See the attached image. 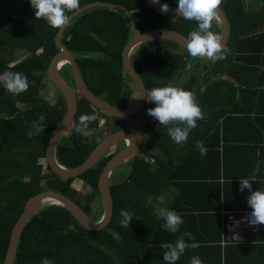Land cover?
Instances as JSON below:
<instances>
[{
  "label": "trees",
  "instance_id": "obj_1",
  "mask_svg": "<svg viewBox=\"0 0 264 264\" xmlns=\"http://www.w3.org/2000/svg\"><path fill=\"white\" fill-rule=\"evenodd\" d=\"M97 1L128 8L138 31L143 34L168 28L187 38L198 27L195 21H187L181 16L160 15L146 0H79L80 8ZM258 1L262 7L256 11L247 10L245 0H222L220 7L231 25L225 59L215 63L194 59L179 45L167 40L143 44L133 52L131 61L143 76L149 92L154 87H169L191 69L192 78L182 88L191 92L194 99L195 81L201 75L199 107L204 118L197 121L187 142L178 145L168 136L167 128L158 127L159 122L148 115L141 131L145 151L130 161L132 166L125 179H110L114 212L108 226L92 231L84 228L65 207H44L25 225L14 264H41L45 257L52 264H116L112 251L120 255L123 264H141V260L151 256L152 250H160L159 231L164 220L155 213V200L169 186L178 192L171 205L173 211H201L198 220L203 238L194 242L204 244L203 249H214L211 242L219 241L229 246L237 242L243 230H255V234L264 230V225H259L242 229L236 235L226 231L227 214L252 210H243L251 209L248 205L238 209L226 205L225 188L220 183L228 177L222 164L223 150L233 147L243 159L264 151V117H258L264 93V0ZM164 3L178 7L177 0H160V4ZM211 30L221 35L218 19H214ZM58 31L45 19H36L30 0H0V74L5 71L23 73L29 84L27 91L19 95L9 94L0 85V264H4L11 232L26 201L43 191L53 190L76 201L94 221H99L103 215L98 180L111 156H103L77 178L68 179L59 177L47 162H42L46 160L50 136L67 111V99L59 89L53 103L43 94L50 81L48 66L59 52L55 44ZM133 37L128 15L94 7L72 19L61 42L76 58L94 95L115 106L127 107L139 97V86L126 72L123 63V52ZM60 71L74 85L70 66L66 64ZM154 107L155 104L147 101L144 108L148 111ZM83 114L98 116L89 125L90 137L75 132ZM41 115L45 117L42 125L45 130L29 138L27 133L35 132L33 121H38ZM105 116L108 114L85 96L78 95L74 120L56 147V158L61 165L75 168L89 157L101 142L95 134ZM230 120L234 122L228 127ZM247 127L252 129L248 136L253 135L258 140V146L251 150L246 148L248 144H243L242 135H238ZM197 141L203 142L206 155L201 156ZM193 156L202 169L200 173L192 174L197 181L190 184L193 177L188 162L194 159ZM254 158L260 161L264 171V155ZM209 171L211 174H207ZM76 179L89 186V193L84 197L73 187ZM256 184L262 186L264 180ZM191 188H194L193 197L186 198ZM197 192L202 202L200 208L194 204ZM206 196L214 200L212 212H206L212 209L205 201ZM224 208L225 212H222ZM121 210L133 215L127 228L120 224ZM213 222L216 238L209 236L207 226ZM206 252L204 259L209 264V261L213 262V253Z\"/></svg>",
  "mask_w": 264,
  "mask_h": 264
},
{
  "label": "water",
  "instance_id": "obj_2",
  "mask_svg": "<svg viewBox=\"0 0 264 264\" xmlns=\"http://www.w3.org/2000/svg\"><path fill=\"white\" fill-rule=\"evenodd\" d=\"M146 1L148 6L156 10L160 15L170 17L179 16L178 13H176L175 11L177 7L169 6V11L167 13H162L161 4H154L152 3V0ZM94 7H105L108 9L123 12L129 16L132 23L134 37L129 42L123 52V63L126 72L134 79V81L139 86V97L132 105L127 107H120L115 106L105 101L104 99L94 95L82 75L81 69L77 64L76 58L68 49V47H66L61 42V38L63 37L64 32L69 24L64 29L59 30L55 38V44L59 48V52L53 56L48 66L47 75L50 81L55 85V87L59 89L66 97L67 111L50 136V140L48 142L46 150V161L50 166L51 170L56 173L59 177L65 179L77 178L82 173L89 170L93 164H96L104 156V154L115 145L125 142L126 139L129 140V144L127 145L125 150L118 152L107 162L99 176L98 188L103 204V215L99 221L92 220L90 214H88L87 211L84 210L76 201L70 199L69 197L53 190L43 191L26 201L24 210L18 218L17 222L15 223L11 232L10 242L4 264H14L18 250V244L21 235L25 229V225L28 224V222L32 219L33 215L38 213L44 207H48L51 205H61L67 208L71 212L73 217L84 228L92 231L102 230L107 227L108 224L111 222L114 212V203L110 188L111 173L117 167H121L123 164L132 161L139 154L140 142L138 137H136L133 133L126 131H118L106 137L97 146H95L94 149L91 151L89 157L79 166L75 168H67L61 165L56 158V147L60 139L65 135L66 131L71 126L74 120V117L78 110V95L80 94L85 96L92 102L95 107H97L103 113H106L108 115L127 117L132 114L138 113L145 107L147 100L143 97V95L146 94L148 88L140 71L131 61V56L133 52H135V50L143 44L160 40L174 42L187 52V38L181 35L180 32L168 28H157L148 32H144L143 34V32H139L137 29L133 13L128 8L120 4L98 1L87 4L81 7L75 13L70 14V22L73 18H75L83 11ZM218 21L222 28V42L223 45L226 47L230 39L231 25L227 15L223 11V8L220 6L218 8ZM66 64L69 65L71 68L74 85L73 83H71L70 79L64 76L60 71V69H62V67ZM191 78L192 70L188 69L180 77L175 79L169 87H183ZM201 84L202 78L201 75H198L195 81L194 93V102L198 106L201 98ZM46 203L48 204L45 205ZM111 253L116 261V264H123L120 255L116 254L114 251H112Z\"/></svg>",
  "mask_w": 264,
  "mask_h": 264
},
{
  "label": "clouds",
  "instance_id": "obj_3",
  "mask_svg": "<svg viewBox=\"0 0 264 264\" xmlns=\"http://www.w3.org/2000/svg\"><path fill=\"white\" fill-rule=\"evenodd\" d=\"M154 4H160V0H152ZM36 19H45L47 24L56 30L64 29L70 22L69 13H75L80 8L79 0H30ZM178 7L176 13L187 21H195L198 27L192 30L186 40L188 55L192 58H200L215 63L225 59L228 49L223 45L221 35L214 33L211 28L214 19H218V8L222 0H177ZM162 13L169 11L167 3L161 4ZM0 85L12 95H19L27 91L29 84L27 77L20 72L5 71L0 74ZM143 97L155 104L154 108H149L147 115L158 121V127L167 128V134L172 141L178 145L187 142L191 130L197 127V121L203 119L200 107L194 102L192 93L185 91L182 87H154L146 91ZM96 114H83L79 117V123L75 132L82 137H90L92 132L89 125L96 121ZM45 117L41 115L38 121H33L35 132L29 131L28 137L44 131L43 122ZM197 148L201 156L206 155L207 150L203 142L197 141ZM138 156V155H137ZM255 176L243 178L240 182L239 191L248 189L250 195L247 197V204L251 208L248 223L252 226L264 225V190H252L251 181H255ZM158 217L164 220L162 227L165 231L176 233L183 224L182 217L175 211L167 208L158 210ZM120 224L122 227H129L133 220V215L128 211L121 210ZM194 240L191 233L185 232L175 243H162L160 248L163 251V260L166 264H176L188 247L195 248L198 245H191L185 242L184 237ZM41 264H52L48 258H44ZM189 264H203L198 256L190 258Z\"/></svg>",
  "mask_w": 264,
  "mask_h": 264
},
{
  "label": "crops",
  "instance_id": "obj_4",
  "mask_svg": "<svg viewBox=\"0 0 264 264\" xmlns=\"http://www.w3.org/2000/svg\"><path fill=\"white\" fill-rule=\"evenodd\" d=\"M246 2V9L247 10H260L262 7V4L258 0H245ZM221 28V25H220ZM222 31V28H221ZM263 99L261 98L262 102V110L258 114H260L258 117L263 118L264 117V93L262 94ZM147 111V109H146ZM257 115V114H255ZM142 119L146 121L148 117L142 116ZM233 120L228 121V127L231 126L233 123ZM252 129L250 127L245 128L243 133L246 134H238L242 135V142L248 149H253L254 146L257 145V139L253 136L248 134H251ZM248 136V137H247ZM244 146V147H245ZM224 158L222 161L223 166L225 167V170L227 172L228 177L226 179H221L220 183L222 185V188L224 189V198L226 205L228 206H236L235 209L242 208V206H246L247 204V197L250 195V192L248 189H245L244 192L239 191L240 182L243 178H250L252 176H255L256 180L251 181L255 182V184H252V190H263V186H257L256 182L262 181L264 175L263 167H261L260 161L255 160V156L264 155V151H260L253 153L250 158L243 159V157L240 156L239 152L233 147H230L229 149L223 150ZM194 159H192L188 164H190V173L191 177L192 174H198L201 172V167L197 164L198 159L193 156ZM256 166V167H255ZM189 167V166H188ZM188 172V173H189ZM207 174H211V171H209ZM197 180L190 179V184H194ZM186 182V181H185ZM261 183V182H260ZM194 186V185H193ZM195 187V186H194ZM194 188H191V192L188 191V195L186 198L193 197ZM178 196V192L174 189V187L169 186L168 189L160 195V197L155 200L156 207H155V213H158L159 209L167 208L169 210H172V202L173 198ZM197 197V198H195ZM194 204L196 207L200 208L202 202H200V197L197 192L195 195ZM209 196L205 197V201L208 203V206H212V209L209 208L206 212H212L213 211V205L214 200H209ZM184 207V206H182ZM186 208V207H185ZM229 208V207H228ZM230 209V208H229ZM233 209V208H232ZM200 210V209H199ZM234 210V209H233ZM243 210H251V209H243ZM201 211L193 210V209H179L177 210V213L182 217L183 224L180 227V230L176 233L165 231L162 227L163 223L160 224V239L161 244L167 243L163 241L164 239H170L174 241H169V243H175L185 232H189L193 235L194 240L200 239L202 237L199 229V214ZM222 212H225V208ZM158 215V214H157ZM209 236L211 237H217L216 233V225L215 223H211V226L209 224L207 225ZM252 232V233H249ZM254 231L249 230H243L238 237L237 242L232 243L229 246L222 244L219 242H211L212 245L215 246L214 249H203L201 248L204 246L202 243H196L194 240L188 239V237H184L185 242L189 245L195 243L198 246L195 248L188 247L184 254L180 257V259L176 262V264H189L190 258L193 256H198L203 264H206V261L204 258H207V252L211 251L213 253V262L209 261V264H264V230L262 232H257L255 234ZM257 235V236H256ZM203 238V237H202ZM222 240V237H221ZM163 251L161 248L160 250H152L151 256L147 257L145 260H141V264H166V262L163 260Z\"/></svg>",
  "mask_w": 264,
  "mask_h": 264
},
{
  "label": "rangeland",
  "instance_id": "obj_5",
  "mask_svg": "<svg viewBox=\"0 0 264 264\" xmlns=\"http://www.w3.org/2000/svg\"><path fill=\"white\" fill-rule=\"evenodd\" d=\"M22 58H23V56H22ZM22 58H20V59L18 58L17 60H21ZM57 93H58V89L55 87V85L52 82L47 81L46 88L43 89V94H44L45 99L48 100L50 103H53L56 99ZM141 115L144 116L145 118L148 117L146 108L142 109L141 111H139L135 115H131V116L126 117V118H129L128 119V121H129L128 126L130 129L132 127V122L135 119V116H138V118L140 119V118H142ZM117 121H118V118H114V117L101 120V127H100L101 130H99L98 133L95 134V137H101L99 134H106L110 130L111 126H115ZM141 124H143V123L136 122L133 124V127L136 130V134L139 137V140H142V137H143L142 133H140ZM43 162H45V161L43 160ZM131 166H132V163L129 162L124 167H122L123 170L122 171L120 170L121 176L118 175V177L114 178V179L115 180L118 178L125 179L127 177V174L129 173L130 169H131ZM120 180H117V181H120ZM73 187L76 189L77 192L80 193L81 197H84L86 194L89 193V186L86 185L85 183L81 182L78 179H76L74 181Z\"/></svg>",
  "mask_w": 264,
  "mask_h": 264
},
{
  "label": "flooded vegetation",
  "instance_id": "obj_6",
  "mask_svg": "<svg viewBox=\"0 0 264 264\" xmlns=\"http://www.w3.org/2000/svg\"><path fill=\"white\" fill-rule=\"evenodd\" d=\"M71 83H72V81H71ZM135 103V102H134ZM132 105V104H131ZM130 106V105H129ZM136 114V113H135ZM135 114H132V115H135ZM131 116V115H130ZM111 117H114V118H118V121L116 122V124H115V126H111V128H110V130L106 133V134H99L101 137V141L103 140V139H105L106 137H108V136H110L111 134H113V133H116V132H118V131H126V132H131V133H133L136 137H138L137 136V134H136V130H135V128L133 127V124L134 123H136V122H138V123H143V124H141V129H140V133H141V131H142V129L144 128V124L146 123V121H144L142 118H138V116H135V119L133 120V122H132V127H131V129L129 128V126H128V119L129 118H126V117H121V116H112V115H108V116H105V117H102L101 118V120H104V119H108V118H111ZM128 117V116H127ZM146 119V118H145ZM101 120H100V127H101ZM99 130H101V129H99ZM138 139H139V137H138ZM139 142H140V148H139V154L138 155H140V154H142L144 151H145V147H144V140L142 139V140H139ZM129 144V140H127L126 139V141L125 142H123V143H120V144H117V145H115L114 147H112L111 149H109L105 154H104V156H111V158L113 157V156H115L118 152H121V151H123V150H125L126 149V147H127V145ZM45 162H43V160H42V162L44 163V164H46V160H44ZM130 162V161H129ZM129 162H127V163H125V164H123L121 167H117L112 173H111V176H110V179H114V178H117L118 177V175H120L121 176V171L123 170L122 169V167H124L126 164H128ZM121 170V171H120ZM121 178H118V179H116V180H120ZM121 180H123V178L121 179Z\"/></svg>",
  "mask_w": 264,
  "mask_h": 264
},
{
  "label": "built area",
  "instance_id": "obj_7",
  "mask_svg": "<svg viewBox=\"0 0 264 264\" xmlns=\"http://www.w3.org/2000/svg\"><path fill=\"white\" fill-rule=\"evenodd\" d=\"M251 211L240 212L239 214H227V222L224 227L230 234L236 235L240 230L245 228H257L258 226H252L248 223V217Z\"/></svg>",
  "mask_w": 264,
  "mask_h": 264
},
{
  "label": "bare ground",
  "instance_id": "obj_8",
  "mask_svg": "<svg viewBox=\"0 0 264 264\" xmlns=\"http://www.w3.org/2000/svg\"><path fill=\"white\" fill-rule=\"evenodd\" d=\"M48 203H46L45 205H47Z\"/></svg>",
  "mask_w": 264,
  "mask_h": 264
}]
</instances>
